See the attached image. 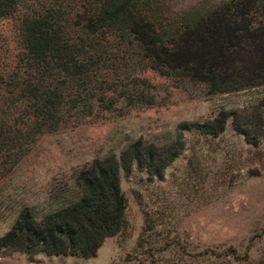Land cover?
<instances>
[{
	"label": "trees",
	"instance_id": "obj_1",
	"mask_svg": "<svg viewBox=\"0 0 264 264\" xmlns=\"http://www.w3.org/2000/svg\"><path fill=\"white\" fill-rule=\"evenodd\" d=\"M19 7V0H0V17ZM147 68L209 92L264 84V0H219L201 10L178 11L169 10L165 0L27 2L14 62L0 71V122L21 123L6 125L12 134L7 140L32 142L43 132L112 110L119 99L151 103V85L140 75ZM254 116L231 112L233 128L251 143L262 133L260 112ZM194 124L216 133L223 117ZM152 155L136 140L117 158H93L42 213L22 205L0 235V249L94 256L124 221L119 168L127 171L135 160L150 166Z\"/></svg>",
	"mask_w": 264,
	"mask_h": 264
},
{
	"label": "rangeland",
	"instance_id": "obj_2",
	"mask_svg": "<svg viewBox=\"0 0 264 264\" xmlns=\"http://www.w3.org/2000/svg\"><path fill=\"white\" fill-rule=\"evenodd\" d=\"M19 1L18 11L0 17V71L14 62L20 16L31 0ZM218 1L165 3L178 11ZM140 75L151 85V103L119 99L112 110L43 132L32 142L7 140L12 134L6 125L19 127L18 119L0 122V235L22 205L45 211L93 158H117L136 140L153 153L150 166L135 160L127 171L119 168L124 221L94 256H29L4 248L0 264H264V84L209 92L149 68ZM232 111L251 120L260 112L256 143L233 128ZM215 117H223L216 133L194 124Z\"/></svg>",
	"mask_w": 264,
	"mask_h": 264
}]
</instances>
